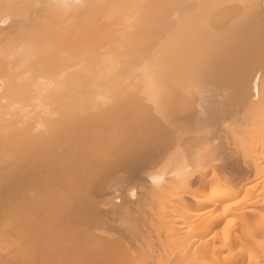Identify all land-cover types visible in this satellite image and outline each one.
<instances>
[{"label": "bare ground", "instance_id": "1", "mask_svg": "<svg viewBox=\"0 0 264 264\" xmlns=\"http://www.w3.org/2000/svg\"><path fill=\"white\" fill-rule=\"evenodd\" d=\"M11 200L57 264H264V0H0Z\"/></svg>", "mask_w": 264, "mask_h": 264}, {"label": "rangeland", "instance_id": "2", "mask_svg": "<svg viewBox=\"0 0 264 264\" xmlns=\"http://www.w3.org/2000/svg\"><path fill=\"white\" fill-rule=\"evenodd\" d=\"M151 110H153V109H148V111L150 112H148V114H153V115H151L152 117H154L155 119H156V117L157 116H159V117H157V120H159L162 116H161V114H159V112H157V111H160V110H153L154 112L153 113H151L152 111ZM156 112H157V114H159V115H156V116H154L155 114H156ZM155 113V114H154ZM161 116V117H160ZM159 118V119H158ZM162 119V118H161ZM160 121V120H159ZM51 178V177H50ZM49 181H50V179H49ZM50 184L51 183H48L46 186H41V192L40 193H42V189L44 190L43 191V194L45 195V199L47 200V197H49L50 195L52 196V194H51V192H52V190L54 189L55 190V188H53V186H52V188H51V186H50ZM52 185V184H51ZM50 186V188H48ZM63 186H66V184H64ZM60 186H58V188H59ZM69 186H67L66 188L64 187V190H66L67 188H68ZM57 188V189H58ZM49 189V190H48ZM56 189V190H57ZM60 189H63L62 187H60ZM59 189V190H60ZM50 190H51V192H50ZM54 190H53V192H54ZM56 190H55V192H56ZM64 190H60V191H63L64 192ZM68 190H69V188H68ZM46 191H47V193H46ZM52 192V193H53ZM53 193V195L55 194H57L58 192H56V193ZM67 192L68 191H66L65 192V194H67ZM37 193V192H36ZM50 193V194H49ZM61 193V192H60ZM49 194V195H48ZM62 194V193H61ZM61 194L59 195V197H60V199H61ZM64 194V195H65ZM48 195V196H47ZM63 195V194H62ZM40 196H42V194H40ZM47 196V197H46ZM53 197V196H52ZM51 197V198H52ZM56 197V196H55ZM55 197H53L52 199H54V200H56L55 199ZM58 197V196H57ZM58 197V198H59ZM51 198L49 197V200L51 201ZM10 200V199H9ZM44 200V199H43ZM19 201H21V200H19ZM41 201V200H40ZM11 202H12V200H11ZM10 202V204L9 203H7L6 202V204H7V207H6V204H1L0 206H2V208H0V258L2 257H4V259L5 260H3L4 262L6 261V262H8V264H16V263H18L19 261V259H20V256H19V254L21 253V250L19 251V250H17V249H25V247L29 250H31V249H33L32 251H34L35 250V255H34V257L37 255H39L37 258L39 259H41V256H43V260L42 261H44L43 262V264H52V263H55V262H52L51 261V259H53V255H55V254H52V252H51V249L53 248V251H55V250H57L56 248H55V250H54V246L50 249H48L47 247H50V245H52L53 244V240L51 239L52 237H51V234H53L52 232H51V234H50V232L49 231H51V230H49V228H50V224H49V222L51 221L52 223H53V219H51V214H47V213H49L48 211L50 210H48L47 209V207H49V205H47V207H43L44 208V210H43V208H42V205H40V202H38L37 204H39V206H37V208L39 207L40 208V210L38 211L37 210V212H36V209L34 210H32L31 209V211L30 212H28V210L25 208V206L24 207H22V205H20V202H19V204L17 203L16 204V201L14 202H12L11 203ZM53 201H51V202H46V203H44V206L46 205V204H50V203H52ZM43 203V202H42ZM58 203H61V202H59L58 201ZM9 204V205H8ZM36 204V205H37ZM11 205V206H10ZM52 205V204H51ZM55 205L57 206V203H55ZM75 205L77 206L78 204H76L75 203ZM81 205V204H80ZM79 205V206H80ZM20 206V207H19ZM56 206H53V207H55L56 208ZM58 206H61V205H58ZM73 206V204L71 205V207ZM81 207V206H80ZM82 207H84V206H82ZM81 207V209H83ZM4 208V209H3ZM6 208V209H5ZM19 208V209H18ZM33 208V207H32ZM34 208H35V206H34ZM50 208V207H49ZM54 208V210H56ZM58 208V207H57ZM69 209H67V210H65L66 212H67V214L69 213V211L70 212H74V210H75V208H74V206H73V208H74V210L72 211V209H70V207H68ZM78 208V210H81V209H79V207H77ZM77 208H76V210H77ZM3 209V210H2ZM12 209V210H11ZM13 209H14V211H13ZM17 209V210H16ZM58 209H60V207L58 208ZM63 209H65L64 207H63ZM5 210V211H4ZM52 211H53V209H51ZM61 210H62V208H61ZM77 210V211H78ZM82 211V210H81ZM84 211V210H83ZM5 212V213H4ZM23 212V213H22ZM25 212V213H24ZM58 212H60V210L58 211ZM14 213V214H13ZM38 213H40V214H38ZM57 213V212H56ZM55 213V214H56ZM64 214H65V212H63ZM62 212L61 213H59V214H63ZM74 213H76V212H74ZM77 213H79V214H81L80 213V211L79 212H77ZM76 213V214H77ZM89 213H91L89 216H90V219H89V223H91V225H92V227H93V225L94 224H92L93 223V220H95L94 219V216H93V212L92 211H89ZM22 214H24L25 216H26V218H25V216L24 215H22ZM37 214V215H36ZM59 214H56V216L57 215H59ZM67 214H65V216H62V218L64 217V218H66L69 214H72V213H69L68 215ZM9 215V216H8ZM39 215V216H38ZM44 215V216H43ZM67 215V216H66ZM75 214H73V216H74ZM78 215V214H77ZM83 215V214H82ZM81 215V216H82ZM11 216V217H10ZM15 216V217H14ZM18 216V217H17ZM55 216V215H54ZM71 216V215H70ZM7 217V218H6ZM24 217V218H23ZM31 217V218H30ZM38 217V218H37ZM58 217V216H57ZM59 217H60V215H59ZM76 217V216H75ZM33 218H34V220H33ZM61 218V219H62ZM68 218V217H67ZM71 218H72V216H71ZM70 218V219H71ZM77 218H79V219H76V220H79V223H80V215L77 217ZM93 218V219H92ZM42 219H44V220H42ZM57 220L58 218H54V220ZM69 219V218H68ZM66 220V219H64L66 222L67 221H69L70 223H74L73 221L75 220L74 218H72V219H74V220ZM2 220V221H1ZM16 220V221H15ZM20 220V221H19ZM33 220V221H32ZM55 220V221H56ZM60 220V219H59ZM63 220V219H62ZM63 220V221H64ZM10 221V223H8ZM27 221V222H26ZM40 221V222H39ZM54 221V222H55ZM61 221V220H60ZM15 222V223H14ZM20 222V223H19ZM32 222V223H31ZM58 222V221H57ZM69 222H67L66 224H68ZM18 223V224H17ZM25 223V224H24ZM42 223V224H41ZM64 223V222H63ZM62 223V224H63ZM78 223V221H77V224H79ZM2 224V225H1ZM55 224H57L56 222H55ZM8 225L10 226V227H8ZM14 225H16V226H14ZM18 225V226H17ZM7 226V227H6ZM31 226V227H30ZM35 226V227H34ZM40 226V227H39ZM2 227V228H1ZM5 227V228H4ZM17 227V228H16ZM25 227V228H24ZM33 227V228H32ZM43 227V228H42ZM52 227H54L56 230L57 229H59V228H57L56 227V225H52ZM51 227V228H52ZM4 228V229H3ZM14 228V229H13ZM20 228V229H19ZM53 228V230H55ZM3 229V230H2ZM11 229V230H10ZM17 229V230H16ZM29 229V230H28ZM47 229V230H46ZM7 230V231H6ZM26 230V231H25ZM28 230V231H27ZM42 230V231H41ZM46 230V231H45ZM12 231V232H11ZM17 231H20L21 232V234L19 233V232H17ZM32 231H33V233H32ZM31 232V233H30ZM42 232V233H41ZM49 232V233H48ZM93 232H94V230H93ZM25 234V235H24ZM42 234V235H41ZM46 234V235H45ZM30 235H32L33 236V239H35V241L33 240V241H30L31 240V238H32V236H30ZM49 235H50V238H49ZM54 235H55V232H54V234H53V237H54ZM78 236V235H80L79 233H77V234H74V237L75 236ZM16 236V237H15ZM46 236V237H45ZM56 236V235H55ZM27 237H28V239H27ZM29 237H30V240H29ZM41 237V238H40ZM63 237V236H62ZM61 237V238H62ZM73 237V241H74V238ZM14 238V239H13ZM23 238V239H22ZM58 237H54L53 239H57ZM78 238V240L76 239V241L75 242H77V244H79L78 245V248L79 249H77L78 251H80V249H85L86 250V248H90V247H88V245H91L90 243H92V242H90L92 239L90 238V236H89V238L88 237H86L85 238V236H82V235H80V237H77ZM83 238V239H82ZM16 239V240H15ZM26 239V240H25ZM50 239V240H49ZM60 239V238H59ZM62 239H66L65 238V236L62 238ZM61 239V240H62ZM52 240V241H51ZM15 241V242H14ZM20 241H21V243H20ZM25 241H29L28 243H27V245H26V243H25ZM43 241V242H42ZM49 241L50 242H52V244L50 243V245H49ZM63 241V240H62ZM70 241V240H69ZM72 240H71V242H73ZM30 242H32V243H30ZM75 242H73V243H75ZM13 243H14V246H13ZM15 243H17V244H15ZM24 243V244H23ZM42 243V244H41ZM46 243V244H45ZM86 243V244H85ZM88 243V244H87ZM22 244H23V247H22ZM28 244H30V246L28 245ZM38 244V245H37ZM48 244V245H47ZM55 244V243H54ZM53 244V245H54ZM68 245H69V242L67 243ZM17 245V246H16ZM73 245L74 244H72V246H67V247H70V250L71 251H73ZM80 245H82V246H80ZM56 246H58V247H60L61 245H56ZM55 246V247H56ZM65 246H66V244H65ZM75 246H76V244H75ZM30 247V248H29ZM32 247V248H31ZM72 247V248H71ZM16 248V249H15ZM64 248H62V246H61V248L60 249H58L59 251L61 250L62 251V253L61 254H64V250H63ZM66 249H69V248H66ZM75 249H76V247H75ZM26 250V249H25ZM16 251H19V253L18 252H16ZM60 251V252H61ZM69 251V250H68ZM75 251V250H74ZM78 251H76V252H78ZM22 252H24V250H22ZM70 252V251H69ZM69 252H65V253H69ZM76 252H73L74 254L76 253ZM81 252L82 251H80L79 253L81 254ZM15 253H18L17 254V256H14V255H16ZM40 253V254H39ZM51 253V254H50ZM78 253V254H79ZM59 252H58V254H56V255H61ZM77 254V253H76ZM68 256H74V255H72V252H70V255L69 254H67ZM66 255V256H67ZM16 257L15 259H13L14 257ZM67 256V257H68ZM13 257V258H12ZM17 257H19L18 259H17ZM61 257V256H60ZM63 257V256H62ZM2 258H1V260H0V262L2 261ZM46 260H45V259ZM51 261V263H49V260ZM69 258V257H68ZM68 258H66V260H68ZM9 259H11L10 260V262L8 261ZM37 259V260H38ZM54 259H55V257H54ZM57 259V258H56ZM65 259V258H64ZM70 259H71V257H70ZM14 260H15V262H14ZM36 260V258L34 259V261ZM58 260V259H57ZM76 260V263L75 264H77L78 262V260L77 259H75ZM2 261V262H3ZM39 261V260H38ZM38 261H36V263L38 262ZM42 261H40L41 263H42ZM47 261V262H46ZM56 261V260H55ZM69 262H70V260H68ZM67 261V262H68ZM71 261H72V259H71ZM74 261V260H73ZM1 262V263H2ZM2 263V264H5V263ZM57 262H59V261H57ZM68 262V263H69ZM75 262V261H74ZM81 262V261H80ZM0 263V264H1ZM35 263V262H34ZM35 263V264H36ZM39 263V262H38ZM40 263V264H41ZM67 263V264H68ZM7 264V263H6ZM55 264H57V263H55ZM66 264V263H65ZM70 264V263H69Z\"/></svg>", "mask_w": 264, "mask_h": 264}]
</instances>
